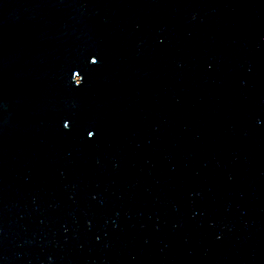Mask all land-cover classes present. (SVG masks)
<instances>
[{
  "label": "water",
  "instance_id": "1",
  "mask_svg": "<svg viewBox=\"0 0 264 264\" xmlns=\"http://www.w3.org/2000/svg\"><path fill=\"white\" fill-rule=\"evenodd\" d=\"M0 264H264V0H0Z\"/></svg>",
  "mask_w": 264,
  "mask_h": 264
}]
</instances>
